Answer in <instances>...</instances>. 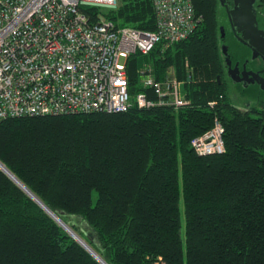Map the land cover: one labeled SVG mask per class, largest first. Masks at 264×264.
Returning <instances> with one entry per match:
<instances>
[{
	"label": "trees",
	"instance_id": "trees-1",
	"mask_svg": "<svg viewBox=\"0 0 264 264\" xmlns=\"http://www.w3.org/2000/svg\"><path fill=\"white\" fill-rule=\"evenodd\" d=\"M193 3L201 19L187 40L127 64L132 95L151 93L143 75L172 69L188 106L0 122V162L107 264H264V107L235 104L222 47L234 64L250 51L220 0ZM106 14L117 28H156L152 0ZM216 119L226 151L199 156L192 141ZM0 264L100 263L0 170Z\"/></svg>",
	"mask_w": 264,
	"mask_h": 264
},
{
	"label": "built area",
	"instance_id": "built-area-1",
	"mask_svg": "<svg viewBox=\"0 0 264 264\" xmlns=\"http://www.w3.org/2000/svg\"><path fill=\"white\" fill-rule=\"evenodd\" d=\"M152 1L154 31L117 28L106 13L118 7V0H0V122L188 106L172 69L164 80L143 75L151 93L130 92L129 58L187 40L201 19L193 0ZM86 7L104 13L94 16ZM224 133L216 119L192 141L194 151L199 156L225 153Z\"/></svg>",
	"mask_w": 264,
	"mask_h": 264
},
{
	"label": "water",
	"instance_id": "water-1",
	"mask_svg": "<svg viewBox=\"0 0 264 264\" xmlns=\"http://www.w3.org/2000/svg\"><path fill=\"white\" fill-rule=\"evenodd\" d=\"M256 0H234V6L229 7L225 0H220L221 4L226 6L227 15L231 26L241 35V41L249 45L253 50V59L260 55L264 57V31L259 28L257 10L255 8ZM222 38L226 33L225 28H221ZM226 56L229 76L235 82L239 80L235 77L238 67L232 68V61L228 56V46L222 47ZM261 89L264 91V81H261ZM0 170L6 174L14 183H16L30 198H32L40 207H42L52 218H54L84 249H86L100 264H107L102 258L88 248L84 241L72 228H70L61 218L52 212L35 194H33L14 174H12L4 164L0 162ZM85 242V241H84ZM88 245V244H87Z\"/></svg>",
	"mask_w": 264,
	"mask_h": 264
},
{
	"label": "flooded vegetation",
	"instance_id": "flooded-vegetation-1",
	"mask_svg": "<svg viewBox=\"0 0 264 264\" xmlns=\"http://www.w3.org/2000/svg\"><path fill=\"white\" fill-rule=\"evenodd\" d=\"M231 1L233 2V6H234V0H225V4L229 5V2ZM224 7L226 8V6ZM255 8L257 10L259 28L264 31V4L263 2L256 0ZM230 28L238 44L245 46L250 51V57L244 63H240V62H237L235 64L232 63L233 69L235 67H238V72L236 73L235 77L239 81L235 82L231 79V82L235 84L239 89H241L242 92L250 88H259L261 90L260 92L264 94V91L261 89V85H260L261 81H264V57L258 55L256 56V58L253 59L252 48L246 43H244L243 41H241V35L234 30L231 24H230ZM224 40H225V37L223 41ZM224 45L228 46L226 42H224ZM239 45H237L238 46L237 49L240 51L241 47H239ZM228 56H229V50H228ZM229 70L230 68L228 67V71Z\"/></svg>",
	"mask_w": 264,
	"mask_h": 264
},
{
	"label": "rangeland",
	"instance_id": "rangeland-1",
	"mask_svg": "<svg viewBox=\"0 0 264 264\" xmlns=\"http://www.w3.org/2000/svg\"><path fill=\"white\" fill-rule=\"evenodd\" d=\"M223 6V5H222ZM225 8V7H223ZM227 17L225 14H222V23L224 24V28L229 29L228 21H226ZM228 27V28H227ZM226 32V31H225ZM232 48L237 49V44L232 41ZM121 64H125V59L120 60ZM182 88H183V82ZM231 97L234 100L235 104L240 107V109H261L264 107V94L261 93L259 88H250L246 91L239 89L235 84L231 83ZM186 94V92L184 91ZM252 116H256V114L252 113ZM97 194L94 193V199H96Z\"/></svg>",
	"mask_w": 264,
	"mask_h": 264
},
{
	"label": "bare ground",
	"instance_id": "bare-ground-1",
	"mask_svg": "<svg viewBox=\"0 0 264 264\" xmlns=\"http://www.w3.org/2000/svg\"><path fill=\"white\" fill-rule=\"evenodd\" d=\"M82 243H84V245H86L88 248H90V249H91V247H90V246H88L86 242L82 241ZM94 252H95V251H94ZM102 260H103V259H102ZM103 261H104V260H103ZM104 262H105V261H104Z\"/></svg>",
	"mask_w": 264,
	"mask_h": 264
}]
</instances>
